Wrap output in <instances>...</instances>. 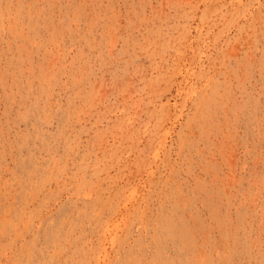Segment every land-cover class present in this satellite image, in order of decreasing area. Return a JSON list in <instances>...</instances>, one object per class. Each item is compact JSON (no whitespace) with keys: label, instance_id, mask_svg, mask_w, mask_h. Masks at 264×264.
Instances as JSON below:
<instances>
[{"label":"rangeland","instance_id":"1","mask_svg":"<svg viewBox=\"0 0 264 264\" xmlns=\"http://www.w3.org/2000/svg\"><path fill=\"white\" fill-rule=\"evenodd\" d=\"M0 264H264V0H0Z\"/></svg>","mask_w":264,"mask_h":264}]
</instances>
